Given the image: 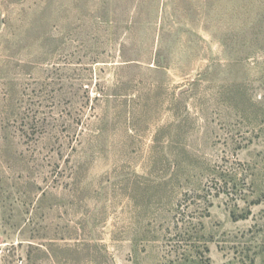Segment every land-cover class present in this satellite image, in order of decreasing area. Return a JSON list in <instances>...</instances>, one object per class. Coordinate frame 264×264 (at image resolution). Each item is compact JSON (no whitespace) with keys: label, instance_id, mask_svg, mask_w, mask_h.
I'll list each match as a JSON object with an SVG mask.
<instances>
[{"label":"rangeland","instance_id":"obj_1","mask_svg":"<svg viewBox=\"0 0 264 264\" xmlns=\"http://www.w3.org/2000/svg\"><path fill=\"white\" fill-rule=\"evenodd\" d=\"M0 264H264V0H0Z\"/></svg>","mask_w":264,"mask_h":264},{"label":"trees","instance_id":"obj_2","mask_svg":"<svg viewBox=\"0 0 264 264\" xmlns=\"http://www.w3.org/2000/svg\"><path fill=\"white\" fill-rule=\"evenodd\" d=\"M186 196H188V194H186L185 197H186ZM191 197H192V196H191ZM193 197H196V198L201 199V200H204V198H205V196H204L203 194H201V193H199V194H193ZM207 202H208V201H207ZM207 214H208V213H207ZM249 215H250L249 212H247V213H243V214H241L240 216L235 215V213H233V218H234V220H243V219H247Z\"/></svg>","mask_w":264,"mask_h":264}]
</instances>
